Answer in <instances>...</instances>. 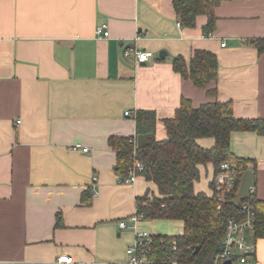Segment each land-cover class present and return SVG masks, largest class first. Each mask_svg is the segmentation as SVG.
<instances>
[{
	"label": "crops",
	"instance_id": "1",
	"mask_svg": "<svg viewBox=\"0 0 264 264\" xmlns=\"http://www.w3.org/2000/svg\"><path fill=\"white\" fill-rule=\"evenodd\" d=\"M214 15L206 35V16L181 26L171 0H0V264H127L133 235L118 221L155 185L141 176L119 184L107 141L135 135L137 110L154 111L158 140L182 98L230 100L235 117L264 119V51L254 45L264 0L222 1ZM103 22L109 35L97 38ZM131 44L153 56L135 63L123 56ZM194 49L217 57L207 86L215 97L172 67ZM76 143L89 152L71 150ZM229 147L252 161L253 193L264 200V133L234 131ZM212 175L200 166L195 191L209 193ZM254 242L251 264H264V238Z\"/></svg>",
	"mask_w": 264,
	"mask_h": 264
},
{
	"label": "trees",
	"instance_id": "2",
	"mask_svg": "<svg viewBox=\"0 0 264 264\" xmlns=\"http://www.w3.org/2000/svg\"><path fill=\"white\" fill-rule=\"evenodd\" d=\"M181 26L193 27L198 15H205L203 33L209 35L215 26L214 8L226 0H171ZM258 52L264 51V38L254 41ZM173 69L194 85L206 88V94L215 97L216 88L208 84L217 79V57L206 49H194L186 62L182 57L172 61ZM135 135L110 136L108 145L116 156L115 172L126 176L135 161L143 169L136 171L145 181L155 185L136 197L137 210L145 220H168L181 224L176 234H155L147 253V264H212L218 251L219 239L225 232L227 220L241 219L233 201L248 202L254 211L252 238H264V200L252 192L238 197L242 174L247 168L254 171L251 160L235 156L229 147L234 131L264 133V119L235 117L230 100H210L193 106L182 98L174 115L162 120L166 132L156 139V116L151 110L134 113ZM211 137L213 146L201 147L198 138ZM229 162L237 170L235 188L220 201L217 181L219 165ZM211 164L213 175L208 181L209 193L195 191L200 179V166ZM86 193H83V197Z\"/></svg>",
	"mask_w": 264,
	"mask_h": 264
},
{
	"label": "built area",
	"instance_id": "3",
	"mask_svg": "<svg viewBox=\"0 0 264 264\" xmlns=\"http://www.w3.org/2000/svg\"><path fill=\"white\" fill-rule=\"evenodd\" d=\"M95 33L97 38L107 37L109 35L107 23L103 22L99 24L95 29ZM138 38L139 36H136L135 40ZM123 56L132 58L135 63L140 64L148 61L153 56V52L131 44L125 47ZM129 114V111L124 112V115ZM16 122L18 123L19 121ZM69 148L75 151L80 150L82 153L89 152L88 147L78 143L71 145ZM142 169V165L135 161L126 176H117V182L119 184H133L138 177L136 171ZM93 179L95 180L96 177H93ZM217 181L221 188V192L217 198L220 201H224L225 195L235 188L237 182V170L235 166L227 161L222 162L219 165ZM253 191L254 188L251 185L250 193ZM233 203L238 206L243 218L239 220L230 218L227 220L225 232L219 239L218 251L213 257L212 264H226V261H229V264H251V260L255 254V242L252 238L254 232V211L248 202L233 201ZM143 220H145L143 213L136 209L134 213L118 221V226L121 229H130L134 234L132 243L125 250L127 264H147L148 262L147 253L150 250L149 245L153 234L148 233L140 227V223ZM57 260L66 263L72 262V258L68 255L59 256Z\"/></svg>",
	"mask_w": 264,
	"mask_h": 264
},
{
	"label": "rangeland",
	"instance_id": "4",
	"mask_svg": "<svg viewBox=\"0 0 264 264\" xmlns=\"http://www.w3.org/2000/svg\"><path fill=\"white\" fill-rule=\"evenodd\" d=\"M149 187L152 189L151 185L149 184ZM140 227L143 230H146L150 234H176L180 230V224L178 222L174 221H168V220H157V221H146L143 220L140 223ZM132 232V230H130ZM133 239L134 234L132 232ZM133 241V240H132ZM132 243V242H131Z\"/></svg>",
	"mask_w": 264,
	"mask_h": 264
},
{
	"label": "water",
	"instance_id": "5",
	"mask_svg": "<svg viewBox=\"0 0 264 264\" xmlns=\"http://www.w3.org/2000/svg\"><path fill=\"white\" fill-rule=\"evenodd\" d=\"M164 55H165V52L163 51L159 52L160 57ZM252 183H253L252 170L250 168H247L240 178L237 195L239 197H244L250 194V187ZM226 264H229V261H226Z\"/></svg>",
	"mask_w": 264,
	"mask_h": 264
}]
</instances>
